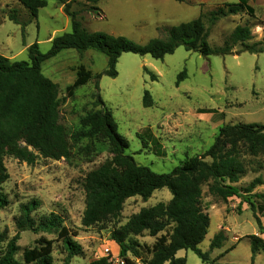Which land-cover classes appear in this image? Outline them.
<instances>
[{
  "label": "rangeland",
  "instance_id": "rangeland-1",
  "mask_svg": "<svg viewBox=\"0 0 264 264\" xmlns=\"http://www.w3.org/2000/svg\"><path fill=\"white\" fill-rule=\"evenodd\" d=\"M62 2L87 31L123 36L143 45L151 39H165V28L192 21L200 13L206 16L216 7L237 0H184L182 3L173 0H46V6L38 11L34 20L17 0H0V55L10 61H26L27 49L35 43L40 53H47L54 37L71 31L70 18L64 13ZM249 5L254 9V17L239 13L214 24L203 19L211 48H221L239 25L251 27L253 40L247 45L264 38V0H253ZM11 11L16 12L18 24L9 21ZM79 66L90 71L93 78L76 89L72 97H67L65 89L75 80ZM107 69L106 56L95 50L78 53L66 49L45 60L41 72L58 86L59 126L70 144L68 156L59 161L38 156L31 165L10 156L3 160L8 179L1 191L9 203L0 209V233H5L10 240L17 231L15 220L20 215V206L36 201L38 207L31 214L34 219L53 213L61 218L63 226L77 233L74 240L80 254L71 264H88L106 257L112 264H120L119 248L111 239L113 230L141 209L171 199L167 189L155 191L147 201L135 196L125 201L117 218L90 227L83 225L85 176L111 158L106 140L75 137L82 131L80 120L100 109L97 95L111 111L118 133L128 143L125 155L156 173H169L185 159L202 155L223 126L264 124V53H248L239 44L226 56H202L182 46L160 60L149 55L123 53L115 66L116 77L107 76ZM144 69L157 79L152 81ZM182 71L186 78L176 85ZM97 74L101 75L98 91L94 78ZM145 91L153 102L147 108L142 104ZM239 151L246 171L236 186L243 198L253 201L254 194L264 193V184L255 186L251 193L244 191L254 179L264 181V153L251 155L242 145ZM202 192V206L210 225L198 249L208 253L216 264H264V250L251 261L250 240L246 237L258 236L259 231L244 199L231 197L223 201L210 196L205 185ZM258 217L264 228V214ZM224 227L230 230L228 240L219 249L210 250L213 237L220 231L225 234ZM232 235L244 237L236 243ZM40 237L56 240L53 263L61 264L65 253L56 233L20 232L15 259L23 264V251L35 247ZM261 237L264 238V234ZM131 239L137 243L141 259L149 260L145 247L150 248L155 238L144 232ZM5 245H0V249ZM176 257L185 258V264H205L189 250L178 251ZM141 259L135 261L141 264Z\"/></svg>",
  "mask_w": 264,
  "mask_h": 264
},
{
  "label": "trees",
  "instance_id": "trees-1",
  "mask_svg": "<svg viewBox=\"0 0 264 264\" xmlns=\"http://www.w3.org/2000/svg\"><path fill=\"white\" fill-rule=\"evenodd\" d=\"M36 19L40 9L46 6V0H17ZM97 1V0H88ZM182 3L184 0H173ZM253 0H237L225 3L211 10L206 16L202 13L187 23L165 28V39H151L140 45L123 37L103 32H89L64 5V13L70 18L71 31L56 36L51 40V47L45 54L40 53L38 44L28 47V60L10 61L0 55V209L7 207L9 201L1 187L7 181L8 174L4 166V157L10 156L19 162L31 165L38 156L59 161L68 156L70 144L59 126L57 84L46 78L41 72V64L61 50L73 49L78 53L95 50L107 58V76L116 77L115 66L123 53L139 56L149 55L155 60L163 59L182 46L188 52L202 56L212 54L230 55L236 45L245 47L251 54L264 53V38L247 45L253 40L251 27L247 24L236 26L224 40L221 48L210 47L204 18L210 24L230 15L246 13L254 17V9L249 5ZM9 21L18 24L17 14L11 11ZM155 81L156 75L144 69ZM94 76L95 89L98 80ZM93 78L84 66L76 69V78L66 87V96L72 97L76 89L87 84ZM186 78L185 71L177 76L176 85ZM100 109L87 114L80 120L82 131L76 138L102 139L109 145L111 158L98 168L89 172L84 179L85 210L83 225L90 227L98 223L117 218L125 201L140 197L147 201L155 191L167 189L171 199L167 203H157L150 208H143L131 216L124 225L111 233V239L119 248L122 264H139V247L132 237L144 232L155 238L150 248L145 247L149 260L141 264H185V258H177L178 251H192L202 263L216 264L208 253L198 249V245L207 235L210 219L202 206V186H207L210 196L223 201L231 198H243L236 184L245 174V166L240 159L239 145L244 146L249 154L264 153V124L226 125L219 129L213 144L202 155L185 159L169 173H156L145 166L138 165L131 156L125 155L128 148L126 139L118 133L117 124L111 111L104 105L100 96H96ZM144 107H151L153 102L148 91L142 98ZM261 178L253 180L244 191L251 193L255 186L263 185ZM253 214L261 235L264 228L258 215L264 214V193L253 195V201L243 198ZM38 207L36 201L20 206V215L15 220L16 234L8 240L5 233H0V264H21L15 259L18 251L19 233H56L65 256L61 264H71V260L80 254V248L74 238L76 232L62 225L56 214L41 216L38 220L31 214ZM171 228L170 231H167ZM250 240L251 261L264 250V240L256 235L247 236ZM225 235L218 232L210 243V250L219 249L225 242ZM56 240L40 237L35 247L22 253L23 264H54L53 244ZM88 264H112L109 258H100Z\"/></svg>",
  "mask_w": 264,
  "mask_h": 264
},
{
  "label": "crops",
  "instance_id": "crops-1",
  "mask_svg": "<svg viewBox=\"0 0 264 264\" xmlns=\"http://www.w3.org/2000/svg\"><path fill=\"white\" fill-rule=\"evenodd\" d=\"M223 231H226L225 234H224V235H225V238H226L225 241H226V240H228V237H229V236H228L227 234L230 233V230H229L227 227H224V228H223ZM257 235H258V237H260L261 239L264 240V238L261 237L262 235L259 234V232H258ZM243 237H244V236H243ZM243 237H242V236H238V237H237L236 235H232V239H233V241L236 242V243H238L240 240H243ZM258 255H259V254H258Z\"/></svg>",
  "mask_w": 264,
  "mask_h": 264
},
{
  "label": "built area",
  "instance_id": "built-area-1",
  "mask_svg": "<svg viewBox=\"0 0 264 264\" xmlns=\"http://www.w3.org/2000/svg\"><path fill=\"white\" fill-rule=\"evenodd\" d=\"M120 264H122V262H120Z\"/></svg>",
  "mask_w": 264,
  "mask_h": 264
}]
</instances>
